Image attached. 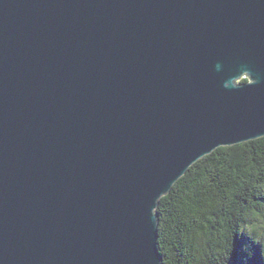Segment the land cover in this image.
<instances>
[{
    "label": "water",
    "instance_id": "95a60500",
    "mask_svg": "<svg viewBox=\"0 0 264 264\" xmlns=\"http://www.w3.org/2000/svg\"><path fill=\"white\" fill-rule=\"evenodd\" d=\"M262 137L264 0H0V264H162L160 199Z\"/></svg>",
    "mask_w": 264,
    "mask_h": 264
},
{
    "label": "trees",
    "instance_id": "16d2710c",
    "mask_svg": "<svg viewBox=\"0 0 264 264\" xmlns=\"http://www.w3.org/2000/svg\"><path fill=\"white\" fill-rule=\"evenodd\" d=\"M155 213L162 264H264V137L196 162Z\"/></svg>",
    "mask_w": 264,
    "mask_h": 264
}]
</instances>
